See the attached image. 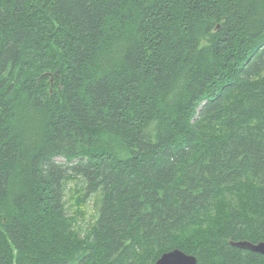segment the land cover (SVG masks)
<instances>
[{
	"label": "trees",
	"instance_id": "1",
	"mask_svg": "<svg viewBox=\"0 0 264 264\" xmlns=\"http://www.w3.org/2000/svg\"><path fill=\"white\" fill-rule=\"evenodd\" d=\"M241 241L264 242V0H0V264H264Z\"/></svg>",
	"mask_w": 264,
	"mask_h": 264
},
{
	"label": "water",
	"instance_id": "2",
	"mask_svg": "<svg viewBox=\"0 0 264 264\" xmlns=\"http://www.w3.org/2000/svg\"><path fill=\"white\" fill-rule=\"evenodd\" d=\"M231 246L242 250H248L264 257V242L252 244L249 242H231ZM155 264H196V259L193 256L186 255L179 250H172L162 254Z\"/></svg>",
	"mask_w": 264,
	"mask_h": 264
},
{
	"label": "rangeland",
	"instance_id": "3",
	"mask_svg": "<svg viewBox=\"0 0 264 264\" xmlns=\"http://www.w3.org/2000/svg\"><path fill=\"white\" fill-rule=\"evenodd\" d=\"M74 183H70L68 186L72 187ZM67 198V199H66ZM69 193L66 192V202L68 201ZM75 208V207H74ZM73 209H70V211ZM92 218H93V203L90 200L89 204L87 205L86 215L84 217H80V220L77 226L81 229V233L84 234L87 230H89L90 226H92Z\"/></svg>",
	"mask_w": 264,
	"mask_h": 264
}]
</instances>
